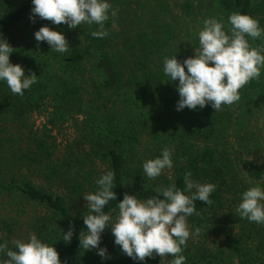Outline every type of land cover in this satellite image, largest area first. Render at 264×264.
Returning a JSON list of instances; mask_svg holds the SVG:
<instances>
[{
    "label": "trees",
    "instance_id": "trees-1",
    "mask_svg": "<svg viewBox=\"0 0 264 264\" xmlns=\"http://www.w3.org/2000/svg\"><path fill=\"white\" fill-rule=\"evenodd\" d=\"M201 3L229 40L202 63L167 0H0V264H264V162L250 187L223 148L264 107V0Z\"/></svg>",
    "mask_w": 264,
    "mask_h": 264
},
{
    "label": "rangeland",
    "instance_id": "rangeland-1",
    "mask_svg": "<svg viewBox=\"0 0 264 264\" xmlns=\"http://www.w3.org/2000/svg\"><path fill=\"white\" fill-rule=\"evenodd\" d=\"M172 8L174 16H180L182 38L184 42L190 44L192 53L196 55L198 60L202 63L204 60H208L209 51L204 47H196L194 39L202 38L205 42H210V45L216 46L220 44H228V39L223 35L224 33L219 30L214 19L206 16L207 9L202 6V0H167ZM186 2L193 3L196 10V16L188 15L182 16L179 4ZM170 17H173L172 15ZM187 34V36H185ZM47 120V114H33L30 117V122L35 129H42ZM248 129H239L237 132H233L232 136H229L227 140H224L223 148L228 149V157L234 162L237 172L240 177L247 181L250 187L254 185L249 178L250 164L251 162H257L261 164L264 162V107H255L254 111L250 114ZM54 136L57 138V152L55 158L63 159L65 150L70 142L75 139L76 133L74 129L69 126L61 132H54ZM172 164L167 165L166 173L171 175ZM38 185H42V182L37 177H32ZM254 193L257 196L259 193L255 190ZM260 202L264 205V197L260 198ZM2 200H0L1 208ZM146 211L151 214L155 219L159 229V243L165 244L168 236L171 232H187L189 233V227L184 223L180 215V211L176 208H162L158 206H146ZM28 215L20 216V225L16 235L13 238V243L20 245L26 244L32 237V232L29 229L28 222L32 215V210L27 208ZM5 213L2 211L0 214ZM15 216V215H14ZM17 216H15L16 218ZM18 220V218H16ZM126 220H138V214L126 215ZM98 234L97 231L92 233V237Z\"/></svg>",
    "mask_w": 264,
    "mask_h": 264
}]
</instances>
